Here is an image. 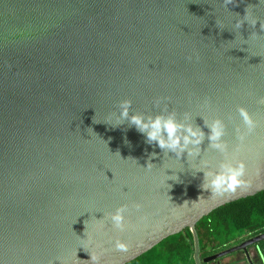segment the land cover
<instances>
[{"label":"water","instance_id":"1","mask_svg":"<svg viewBox=\"0 0 264 264\" xmlns=\"http://www.w3.org/2000/svg\"><path fill=\"white\" fill-rule=\"evenodd\" d=\"M248 4L256 0H234L228 11L219 0H0L2 264H93L89 253L99 264H125L185 228L194 231L214 209L264 190V105L256 102L264 96V33L259 22L255 38L247 39L254 31L247 24L232 28ZM253 12L264 20V6ZM193 54L198 61L185 59ZM165 96L178 114L224 122L229 153L239 144L245 186L210 193L183 154L164 157L127 122L115 129L93 123L124 99L130 114H154L153 101ZM238 107L256 124L242 142L234 133L243 131ZM200 116L193 123L207 133ZM204 156L212 166L222 159L211 150ZM172 169L177 179L161 184ZM121 204L128 209L123 231L104 215ZM117 238L125 249L112 247ZM262 240L264 232L200 258L193 232L194 261L241 250L253 264L247 248L254 246L264 264Z\"/></svg>","mask_w":264,"mask_h":264},{"label":"clouds","instance_id":"2","mask_svg":"<svg viewBox=\"0 0 264 264\" xmlns=\"http://www.w3.org/2000/svg\"><path fill=\"white\" fill-rule=\"evenodd\" d=\"M219 3L222 8L228 11L227 6L234 4V0H219ZM258 5L264 6V0H256V4L254 5L248 4L244 7L243 16L235 14V18L232 21V28L234 30H239L242 24H247L250 29L254 30L250 32L247 39H249V37L255 38L258 36L255 30L257 22H259L260 33H264V20L259 19L253 12ZM215 26L217 29L222 30V21L216 19ZM185 59L194 62L198 61L199 57L193 54L186 56ZM168 101L169 97L167 96L156 97L153 101V107H159V111L154 114H130L129 109L131 101L124 99L119 101L116 106L117 111L109 112L103 121H96L93 123L103 122L115 129L127 122L128 126L133 127L137 133L143 136L145 144L149 146L155 144V146L161 150L164 157H169L168 154L171 153L173 157H175V160L179 161L183 154L193 175H195L196 172L202 173L200 188L207 189L210 193L216 195L227 194L235 191L238 187L245 186L247 183L244 179L245 164L243 160L238 158L239 144L232 153H229L227 144L223 140L225 136L224 122L218 117L205 119L203 116L193 115L188 111L178 114L175 109L169 108ZM256 102L259 105H264V96L258 97ZM202 107L204 109L209 107L206 98L202 102ZM236 111L241 119L243 131H241L239 127H236L234 133L237 141L242 142L245 136L254 130L256 124L244 108L238 107ZM195 116L201 117L203 128L207 129V133L202 131L200 126H196L193 123V117ZM205 139L207 140V145L202 153L201 144ZM209 150L219 153L222 157L214 166H212L211 162L204 156V153ZM155 155L156 153H149V159L153 158ZM152 167V164L146 162L144 168L151 170ZM255 171L259 173L260 169L256 168ZM175 172L176 170H173L172 175L163 174L160 183L165 184L166 180L175 181L177 179ZM140 207L141 205L139 203L132 205V208L136 210H139ZM127 210V205L121 204L115 207L113 211L104 215L107 220L110 221L113 228L123 231L125 229L124 213ZM144 219L145 217L143 215L139 217L140 221ZM81 239L88 245L92 244L91 236L85 237L84 232L83 238ZM112 247L117 250H123L126 245L117 238L112 241ZM89 255L93 264H99V256L94 253H89ZM0 264H2V262H0Z\"/></svg>","mask_w":264,"mask_h":264},{"label":"trees","instance_id":"3","mask_svg":"<svg viewBox=\"0 0 264 264\" xmlns=\"http://www.w3.org/2000/svg\"><path fill=\"white\" fill-rule=\"evenodd\" d=\"M193 230L185 228L125 264H139L140 261V264H195L193 232L200 258L207 255V247L213 244L223 247L234 237L244 234L248 238L264 232V190L214 209L203 216ZM257 245L264 251V240Z\"/></svg>","mask_w":264,"mask_h":264},{"label":"rangeland","instance_id":"4","mask_svg":"<svg viewBox=\"0 0 264 264\" xmlns=\"http://www.w3.org/2000/svg\"><path fill=\"white\" fill-rule=\"evenodd\" d=\"M246 236L247 235L243 234L240 237H234V238L230 239L227 243H225L223 247L221 245H219V244H213V245L207 247V250H206L207 255L206 256H208L210 254H213V253H216L218 251L224 250L226 248L235 246V245L239 244L242 241V239H244V238L246 239ZM193 244H194V241H193ZM250 248H249L248 252L252 251L254 247L250 246ZM198 252H199V249H198ZM241 253H243V252L240 250V251H235V252H232L230 254H227V255H225L223 257H220V258L216 259L218 261L217 263H219V264H230V261L234 260V261H232V262H235L233 264H247L245 258H244V260L242 259ZM263 253H264V251H263ZM203 257H205V256H203ZM250 257H251V260H252V262L254 264H259L258 260H257V257H256V255L254 253V250H253V254ZM140 263H141V261L139 262V264ZM202 263L203 262H201V264ZM210 264H214V263H210Z\"/></svg>","mask_w":264,"mask_h":264},{"label":"crops","instance_id":"5","mask_svg":"<svg viewBox=\"0 0 264 264\" xmlns=\"http://www.w3.org/2000/svg\"><path fill=\"white\" fill-rule=\"evenodd\" d=\"M243 241V240H242ZM251 249V248H250ZM253 250H254V248H253ZM253 250L252 251H250L249 252V254H250V256L253 254ZM248 251H249V249H248ZM252 253V254H251ZM241 257H242V259L244 260V254L243 253H241ZM223 259V258H222ZM232 261H234V260H232ZM232 261H230V264H233V263H235V262H232ZM218 261H209V262H205L204 264H210V263H214V264H219V263H217Z\"/></svg>","mask_w":264,"mask_h":264},{"label":"flooded vegetation","instance_id":"6","mask_svg":"<svg viewBox=\"0 0 264 264\" xmlns=\"http://www.w3.org/2000/svg\"><path fill=\"white\" fill-rule=\"evenodd\" d=\"M254 247V246H253ZM250 247H248L247 249H249ZM244 254V253H243ZM244 258H245V256H244ZM214 261H217V260H214ZM254 264V263H253Z\"/></svg>","mask_w":264,"mask_h":264}]
</instances>
